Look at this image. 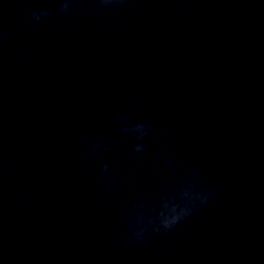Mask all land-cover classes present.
I'll return each instance as SVG.
<instances>
[{
	"label": "water",
	"instance_id": "obj_1",
	"mask_svg": "<svg viewBox=\"0 0 264 264\" xmlns=\"http://www.w3.org/2000/svg\"><path fill=\"white\" fill-rule=\"evenodd\" d=\"M0 264H264V0H0Z\"/></svg>",
	"mask_w": 264,
	"mask_h": 264
},
{
	"label": "clouds",
	"instance_id": "obj_2",
	"mask_svg": "<svg viewBox=\"0 0 264 264\" xmlns=\"http://www.w3.org/2000/svg\"><path fill=\"white\" fill-rule=\"evenodd\" d=\"M123 2H124V0H115V3H116V4L123 3ZM178 219H180V218H177V220H178ZM177 220L173 221V222H172V225H173Z\"/></svg>",
	"mask_w": 264,
	"mask_h": 264
}]
</instances>
